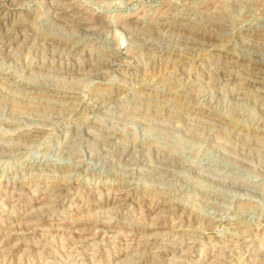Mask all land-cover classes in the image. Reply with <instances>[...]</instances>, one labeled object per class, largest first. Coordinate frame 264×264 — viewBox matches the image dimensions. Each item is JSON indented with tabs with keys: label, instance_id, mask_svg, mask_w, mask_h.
Here are the masks:
<instances>
[{
	"label": "rangeland",
	"instance_id": "1",
	"mask_svg": "<svg viewBox=\"0 0 264 264\" xmlns=\"http://www.w3.org/2000/svg\"><path fill=\"white\" fill-rule=\"evenodd\" d=\"M0 264H264V0H0Z\"/></svg>",
	"mask_w": 264,
	"mask_h": 264
},
{
	"label": "bare ground",
	"instance_id": "2",
	"mask_svg": "<svg viewBox=\"0 0 264 264\" xmlns=\"http://www.w3.org/2000/svg\"><path fill=\"white\" fill-rule=\"evenodd\" d=\"M25 216H26V214H25ZM25 216H24V217H25ZM78 244H79V243H78ZM12 248H13V247H12ZM4 255H5V254H4Z\"/></svg>",
	"mask_w": 264,
	"mask_h": 264
}]
</instances>
